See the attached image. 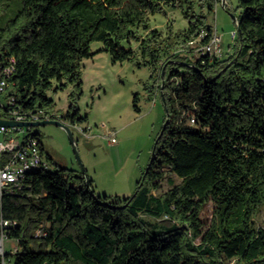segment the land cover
Here are the masks:
<instances>
[{
	"label": "trees",
	"instance_id": "16d2710c",
	"mask_svg": "<svg viewBox=\"0 0 264 264\" xmlns=\"http://www.w3.org/2000/svg\"><path fill=\"white\" fill-rule=\"evenodd\" d=\"M218 2L200 0L199 12L190 2L188 26L164 31L151 16L182 0H0V55L16 59L12 90L22 107L51 106L52 88L81 92L83 60L106 51L114 63L149 66L169 111L128 197L94 195L81 169L64 166L32 171L0 195L16 222L8 237L18 241L16 251L0 252V264H264V226L255 220L264 205V0H238L241 35L226 58L198 57L190 41L203 30L201 43L211 40L207 13ZM95 41L104 44L96 51ZM78 93L62 114L74 124L87 119ZM138 101L135 94L139 112ZM171 174L181 181L169 178L171 187L154 194ZM42 224L47 234L37 236Z\"/></svg>",
	"mask_w": 264,
	"mask_h": 264
},
{
	"label": "rangeland",
	"instance_id": "374dc122",
	"mask_svg": "<svg viewBox=\"0 0 264 264\" xmlns=\"http://www.w3.org/2000/svg\"><path fill=\"white\" fill-rule=\"evenodd\" d=\"M190 2L194 3V10L199 12L200 0H182L181 7L166 6L165 12L152 15V26L164 31L169 24L175 30L187 27L188 19L183 11ZM240 11L238 0H226L225 4L221 0L213 11L207 13L208 23L222 34L225 50L223 58L229 55L227 50L233 42L231 34L238 28L233 15L238 17ZM103 45L102 41H95L92 50L96 51ZM131 45L134 49L138 47L134 41ZM230 50L233 52L234 49ZM151 73L149 66H138L134 61L114 63L111 55L103 51L83 60L81 92L78 93L74 84L57 91L52 88L48 92L54 102L46 109L59 114L67 113L71 94L78 93L80 117H87L78 123L89 127L88 135L81 133L72 124L71 128L82 163L88 176L95 181L94 190L97 195H119L121 198L132 195L152 159L156 139L166 117V107L163 98L156 96L152 90ZM57 85L58 82H55L54 87ZM135 94L139 96V112L133 104ZM69 122L72 123L70 120ZM33 131L40 135L44 156L51 161L54 168L64 166L81 169L74 146L63 127L45 124L33 126ZM112 136L116 137L115 142L112 141ZM169 178L175 183L181 181L176 174L167 175L161 181V187L153 193L157 195L169 189ZM142 216L147 220H155L150 215ZM203 218L207 225L214 218L212 202L206 205ZM255 220L257 225L264 226V205ZM9 240L6 239L5 247ZM12 241L16 242L14 239Z\"/></svg>",
	"mask_w": 264,
	"mask_h": 264
},
{
	"label": "built area",
	"instance_id": "2783aa9c",
	"mask_svg": "<svg viewBox=\"0 0 264 264\" xmlns=\"http://www.w3.org/2000/svg\"><path fill=\"white\" fill-rule=\"evenodd\" d=\"M238 25V23H237ZM207 32L202 31L200 36L192 41L191 45L195 47V53L198 57L209 55L215 58L224 57V47L222 34L215 28L213 36L208 43H201ZM239 36L238 28L232 31V44L234 45ZM16 70L15 57H8L7 60L0 55V118L7 120L39 121V120H60L66 124L73 125L84 135H88V128L80 124L70 123L65 119L62 113L47 111L45 108H24L18 103L14 93V82L11 80ZM4 96V98H3ZM187 113L184 111L182 117ZM189 123L195 124V116L190 114ZM114 134V133H113ZM116 141V137H111ZM49 159L44 156L43 144L38 133L33 131V126H0V195L4 192H12L21 188L27 175L32 171L53 169ZM16 224L15 221L5 217L0 203V252H5V241L8 232ZM47 234L46 226L41 225L36 230L37 236ZM18 248H15V251ZM5 263V261H3Z\"/></svg>",
	"mask_w": 264,
	"mask_h": 264
},
{
	"label": "water",
	"instance_id": "95a60500",
	"mask_svg": "<svg viewBox=\"0 0 264 264\" xmlns=\"http://www.w3.org/2000/svg\"><path fill=\"white\" fill-rule=\"evenodd\" d=\"M226 0H223V3L225 4ZM236 22L239 24V19L236 15H233ZM238 26V25H237ZM238 31H239V34L241 35V30L240 28L238 27ZM164 77H165V72H163L162 74V83H161V86H162V90L164 89ZM163 101H164V104H165V107H166V120H165V123L163 125V129L161 130L160 132V136L163 134L164 132V128L166 127L168 121H169V111H168V107H167V104H166V98L165 96L163 95ZM45 124H55V125H58L60 127H63L68 135H69V139L71 141V143L73 144L74 146V150H75V153H76V156L79 160V162L81 163V170L84 172L85 174V177L87 179V183L91 189V192L94 194V195H97L95 190L92 188L91 186V181H90V178L87 174V171H86V168L84 167L83 163H82V160H81V157H80V154H79V151H78V148H77V144H76V139H75V136H74V133L72 131V128H71V125L69 124H66L60 120H56V119H51V120H39V121H22V122H18V121H14V120H7V119H3V118H0V126H8V127H12V126H38V125H45ZM148 172V168L146 169V173Z\"/></svg>",
	"mask_w": 264,
	"mask_h": 264
},
{
	"label": "crops",
	"instance_id": "0c3cea01",
	"mask_svg": "<svg viewBox=\"0 0 264 264\" xmlns=\"http://www.w3.org/2000/svg\"><path fill=\"white\" fill-rule=\"evenodd\" d=\"M103 52V51H102ZM44 149V148H43ZM94 180V179H93ZM95 183V181H94ZM9 242H8V245L6 247V251L7 252H14L15 251V248L17 247L18 248V241L16 239H14L16 242H13L11 238H9ZM9 264H12V261L11 259H9Z\"/></svg>",
	"mask_w": 264,
	"mask_h": 264
}]
</instances>
